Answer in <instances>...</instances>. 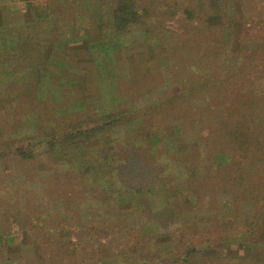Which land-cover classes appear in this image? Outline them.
Wrapping results in <instances>:
<instances>
[{"label":"rangeland","instance_id":"rangeland-1","mask_svg":"<svg viewBox=\"0 0 264 264\" xmlns=\"http://www.w3.org/2000/svg\"><path fill=\"white\" fill-rule=\"evenodd\" d=\"M107 1L0 0V24L15 26L22 33L16 38H37L36 24L41 37H52L50 26L63 20L61 35L72 43L59 46L48 38L43 47L53 72L65 59L67 74L54 73L63 79L62 100L59 85L50 95L42 86L33 104L26 84L17 91L13 83L0 84V264H264V212L257 217L246 201L247 192L264 186V75L246 80L236 59L247 47L257 57L264 54L263 42L253 44L255 37L264 40V32L244 26L223 32L207 7L189 19L193 0H134L143 9L139 23L120 24L102 40L101 29L116 21L113 0ZM246 9L253 26H264V0H251ZM77 21H83L81 28ZM192 26L187 47L183 33ZM217 30L222 35L212 45L217 55L209 71L208 50L197 53L193 44ZM28 42L21 44L26 48ZM26 49L36 55L37 47ZM95 53L103 74L95 68ZM238 77L241 87L253 91L245 100H252L248 109L243 92L226 90ZM187 109L193 114L183 119ZM98 112H115L105 123L117 124L84 135L104 125L96 122L103 120ZM32 113L51 123L35 124L39 133H71L76 141L69 155L49 162L13 157L18 142L36 134ZM219 135L237 141L234 147L241 139L248 142L242 163L227 150L211 148ZM123 152L129 176L120 185L121 178H111L116 160L105 166L92 161L100 155L120 161ZM130 160L139 182L131 181ZM146 183H155L154 193L138 194ZM191 249L198 252L185 260ZM8 253L16 261L22 256L20 262H7Z\"/></svg>","mask_w":264,"mask_h":264},{"label":"trees","instance_id":"trees-1","mask_svg":"<svg viewBox=\"0 0 264 264\" xmlns=\"http://www.w3.org/2000/svg\"><path fill=\"white\" fill-rule=\"evenodd\" d=\"M193 1L194 2L192 4L190 1H188L189 5H187V8H189V10H188L189 12H187L189 19H192L194 15H198V12H200V10L202 11V9L207 7L205 9H211L210 11H212L210 13V16H208V18L216 21L215 25H217L218 28L220 30H222L223 32L232 31L234 29H237L238 27L242 28L243 26L248 27L250 30L252 28H256V29L262 30L264 32V26L256 27V26H253L252 22H250L251 20L249 19L248 10L246 9V6H247V4H249L251 2V0H193ZM99 2L103 6L109 5V1H107V0H99ZM112 5L114 7H113L111 12L113 13L116 21L114 24H112L111 21H107L106 26L103 25V26H105V28L104 29L102 28L101 31L103 32V30H104L105 34H103L102 40H104L106 38L105 37L106 35L108 38L113 36L115 34V29L118 28L117 26H119L120 24L122 26L136 24V23H139V21L142 18L140 11H142L143 9L139 10V8L136 5V3L134 2V0H126V1L125 0H113ZM190 6H192V8H190ZM145 10L147 11V9H145ZM146 13L147 12H145V14ZM195 27L196 26H194V27L192 26V28L188 29V32L183 33V35H185V34L188 35V38H189L188 42H186L187 47L189 46V43H190V47L192 46L193 41H191V37L194 34L193 29ZM8 28H9V31L7 32V34H5V35L3 34V36H2L4 39L8 40V46L4 45L5 50L9 49L8 47L11 45V42H12L11 38H13V39L15 38V36L13 34H17V32L20 33L19 31L15 30V26H13L12 24H9ZM218 30L216 33H213V36L211 35V37L210 36L207 37V39L205 41H203L201 43H194L193 44V47L196 46L197 53L200 50H206V51L208 50L207 52L210 54V60H209V62H207L204 65V67H206V68L208 67L209 71H211V69H213V62H214V59L217 55V54H214V52L212 51V45L214 43L220 41V37L218 34L222 35L221 32ZM25 34H27L25 36V40H24V38L23 39L21 38V40L19 41L20 46L23 47L24 42L29 41L30 43L29 42L25 43V45L27 47H31L32 50L36 46L37 52H38V46L41 42L37 40V38L35 37V35H33V33L32 34L31 33H25ZM4 39L1 38V40H4ZM258 41H260L261 43L263 42V44H264V40L260 39V37H255V41H253V44L256 45ZM242 42H244V41L242 40L241 43ZM21 43H23V44H21ZM233 51L235 53H238L237 49H235V50L233 49ZM37 52H35V53H37ZM241 52H243V53L237 54L236 59L238 61L237 64L239 65L238 69H240V68L245 69V72L244 71L241 72L242 76H244L246 78V80H251L250 78H252V77H255L258 75H264V54H262V51H259L260 52L259 57H257L254 54L255 52L249 47H247L246 49H241ZM213 54H214V56H213ZM250 54L251 55L253 54V56H251ZM96 57H97V55L95 53V68L97 67V69H98V67L101 66V64H100L101 60H98V58H96ZM45 58L46 57H43L42 55L36 54V55H32V56H24V57L20 56L17 58L10 59L7 62L9 64L8 68H10L15 73H22L21 78L17 79L13 76L3 77L1 79L2 83L7 84V83H9L8 82L9 80H11V83L13 82V84L17 83V82H24V84H26L27 90L29 92H31V94H29V95H30V99H31L32 103L34 104V102H36L38 100L37 99L38 98L37 93H38V91H40V88H42L43 81H45L47 79V77H51L50 88L54 87L56 89V86H58L60 82H63V79L60 76H58L57 74L55 75L54 72H52V71L51 72L49 71L48 67H49V63L51 61L47 60V58L46 59ZM248 60H250V63H248ZM47 64H48V66H47ZM224 64L225 65L223 68H225L227 62H225ZM99 73L103 74V72L101 70H99ZM237 74H239V72H237ZM239 79L240 78L238 77V80H236L235 82L233 81V83L230 85V88L228 87L226 90H227V92L230 91V92H234L235 94L243 92V94L245 96V99H244L245 104H244V102H243V104L248 109L252 106L250 104V102L252 100L250 97L248 98L247 101H245V100H246V97L249 96L251 94V92H253V91L250 89V87H246V86L241 87L242 84L239 82L240 81ZM52 84H54V85L52 86ZM50 88L49 87L47 88L48 89L47 92L44 91L47 95H50ZM239 89L242 91H239ZM56 92H58L59 95L61 94V100H62L63 94L61 93V90L57 89ZM3 93L5 94V92H3ZM50 107L51 106L49 105L46 108L47 110L50 111L49 112L50 117H53V118L56 117L57 118L58 114H55V109H54V111L50 110ZM183 112L189 113V114H181L183 119H189L190 116L193 114L192 111L190 112L188 109L186 111H183ZM102 113H104L103 116H101L98 112V114L100 115V117L103 118V120H98L96 122H98L99 125L104 123V125L103 126L97 125L98 129H95L92 127V130L90 131V129H91L90 128L88 131L89 133H85L84 135L95 134V133L99 132V130L101 128H104V127L109 128L110 126L117 124V123H113V122H116V119H114V121L111 123H105V120H107V119L112 120L113 117H115V115H114L115 112H102ZM13 114H16V109L13 111ZM123 114H124V112H123ZM33 115H34L35 119H33L34 118ZM33 115H32V119H31V122H32L31 128L35 129L34 126H36L35 124H38V123H40L41 126L46 125V124L47 125L51 124L50 122L46 123V120H43V117L40 116L41 114L34 113ZM248 116L250 118V114L245 117L246 120L249 119ZM188 122H189V120H188ZM34 131L36 134H35V136L31 137L30 140L25 139L24 141H22L20 139L21 141L18 143H20L21 145H18V147L16 149H14V151L12 152L13 157H16V158H19L22 160L38 159L40 161L43 160L44 162H49L50 160L55 159L57 157H60L62 155L63 156L69 155L70 150L68 152V149H69L68 146H70L72 142L76 141V139L70 135L71 133H66V134L60 135L55 130H53L50 133L48 132V133L42 134V133H39L40 131L37 128ZM10 134H11L13 140H15V138L17 139L16 135H13L12 133H10ZM8 135H9V132H8ZM89 136H88V138H89ZM218 137H219V139H217V140L213 139L212 140L213 143H211L212 146L210 145L211 148L217 149V150L219 148H221L220 150H227V152L229 154L230 153L232 154V157H233L236 164L242 163L243 154L245 153V150L249 148L248 142L246 140L241 139L239 141L238 146L234 147L237 144V141L235 143H233L231 138L228 139V138L223 137L221 135H219ZM218 140L220 141V143H218ZM4 141H5L4 144H6L5 148L8 145L10 146V144L8 143L9 141H7L6 139ZM25 141L26 142L28 141V143L29 142L30 143L27 145H24L23 143ZM88 142L91 143L92 140L91 141L88 140ZM34 144L37 147L38 146L40 147L39 148V149H41V152H39L40 154L35 152L34 148H36V146ZM222 145H224L225 147L223 148ZM60 149H61V151H60ZM222 152H224V151H222ZM91 158H93V157L91 156ZM118 159H120L121 162L115 158L113 160L110 157H107L105 155H100L97 162H95V160H93L92 162H94L95 164L98 163V165L102 164L103 166H105L108 164L112 165V163H114L116 160L115 163L117 165L113 169V173L111 175V178L113 181H114L115 176H117L118 178H121L123 180V183H120V185L121 184L124 185L126 175L129 176L128 169H127L129 161L125 157V152H123V154L121 156L119 154ZM107 160L109 163H107ZM131 160H133V159H131ZM131 160H130V163H131ZM136 160H138V159H136ZM133 164L134 163H131V170H132ZM93 167L94 166H92V168ZM141 168L143 169V167H141ZM88 170H90V167ZM89 172H87V174ZM130 175H131V181L133 183L137 182V180L139 182V179H137V177H139L140 175L138 174L137 170H132V173H130ZM234 178L236 179L235 174H234ZM93 180L94 181L96 180L95 177L93 178ZM112 180H111V184H109V186L112 189V185H113V189H114V187H116L117 183H112L113 182ZM153 184H155V183H146V185L145 186L143 185L141 188L137 187L136 189H137L138 194L142 195V194H146L147 192L148 193H154ZM101 185H102V183H101ZM244 185H245V183H244ZM245 187H247V185H245ZM250 188L251 187H249L248 190H250ZM164 191L165 190H163V192ZM256 191H257L256 194H252V193H250V191L247 192L248 198L246 201L251 206L256 207L257 210H256L255 215H257V217H259V216L263 215V212H264V186L262 185V188H261V186L260 187L258 186V189ZM256 195H258V196H256ZM213 203H215V202H213ZM169 211L170 210H167L166 213H168ZM155 213H156L155 214L156 220L158 222L161 221V219H163V218L159 217L161 212L156 211ZM170 218H175V217H173V215H171ZM174 220L177 221L176 218ZM23 222H24V220H23ZM249 222H252V220L250 219L249 221H247V223H249ZM230 243H234V242L231 241ZM239 243H241V241ZM1 245L3 247L8 246V241L4 240L3 242H1ZM195 249H191V250L186 251V253L184 254V257H185L184 259L187 260L191 256H193V254L195 252H198V251H195ZM8 254H9V256H7L6 261L7 262L14 261L15 260L14 259L15 257H13L14 254L13 253H8ZM21 257L22 256L19 257L18 261H16V260L15 261L20 262ZM143 264H147V263H143Z\"/></svg>","mask_w":264,"mask_h":264},{"label":"crops","instance_id":"crops-1","mask_svg":"<svg viewBox=\"0 0 264 264\" xmlns=\"http://www.w3.org/2000/svg\"><path fill=\"white\" fill-rule=\"evenodd\" d=\"M60 21H61V24L58 27L57 26L52 27L53 25L50 26L51 30L53 29L51 33L54 34L52 37L51 36L50 37H48V36L47 37H41V33L38 30V28H37L38 25L35 23L36 24V29H37V38L40 39V42L42 41V43L39 46V52L36 53L37 55H42L44 57V55L46 54V52L48 50V47H46V49L45 48L43 49V47H45V41H47L48 38L56 39L57 41H59V43H58L59 46H61V44H63V43L67 44V46L69 44H72L70 42V39L67 38V36H66V38H64L65 36L63 35V33L61 35V31L60 30L62 29V31H65L64 28L67 27V23L63 24V20H60ZM77 24H79L80 26L77 25ZM76 25L78 26V28H81V26L83 25V21H77ZM5 27L8 28L7 24H4V23L2 25L0 24V84H2V80L1 79L3 77L13 76V77H15L17 79L21 78V74L22 73H15L10 68H8L9 64L7 62L10 59L17 58V57H20V56H23V57L24 56H32V54H29V52H27V49H26L27 47L25 48V47H21L20 46V42H19L20 40L19 39L22 38L23 36H21L19 39H18V36H17V38L15 37L14 39L10 37L11 40H12L11 45L8 47L9 49L5 50V46L4 45L8 46V40L2 38L3 34L5 35L8 32V31H6L7 29H5ZM50 27H47V28H50ZM58 31H60V34L58 33V36H57L56 33ZM1 38L4 39V40H1ZM63 50L66 51V49H63ZM40 52H44V53H40ZM59 59H61V61H60L61 63H60L59 69L57 71H54V73L59 71L60 75L62 76V72L67 74L68 69L65 66L66 65L65 64L66 63L65 59L62 58V57H60ZM47 66H48V64H47ZM52 67H53L52 63H49L48 69H49L50 72L51 71L53 72ZM59 73H57V74H59ZM50 80H51V77H47V79L45 81H43L44 91H46V92L48 91L47 88L48 87L50 88V85H51V81ZM8 82L10 83V85L13 83V82L11 83V81H8ZM23 84H24L23 82H17V83H14L13 85H16V89L15 90L17 91L18 87H20V85H23ZM63 84H64L63 82L59 83V90H61V91L63 89ZM61 87H62V89H61Z\"/></svg>","mask_w":264,"mask_h":264}]
</instances>
